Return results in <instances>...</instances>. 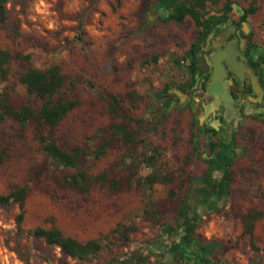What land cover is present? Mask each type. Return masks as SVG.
Returning <instances> with one entry per match:
<instances>
[{
	"label": "rangeland",
	"instance_id": "374dc122",
	"mask_svg": "<svg viewBox=\"0 0 264 264\" xmlns=\"http://www.w3.org/2000/svg\"><path fill=\"white\" fill-rule=\"evenodd\" d=\"M0 1L5 8L4 13L0 8V47L12 55H30L28 60L12 58L0 91H8L15 107L24 103L38 107L41 100L27 94L19 75L29 66L59 64L65 76L61 93L78 104L57 124L54 136L69 151L86 148L79 169L106 172L109 177L86 193L68 186L63 180L74 169L48 158L32 125L22 129L13 117L0 122V194L27 187L20 228L18 204L0 205V264H103L113 258L118 259L114 264H124L130 255L145 257L143 264H179L168 259L173 237L162 232L161 225L174 226L187 176H200L209 167L217 176L223 172L207 162L209 143L217 140L199 128L200 108L184 104L193 91L184 100L172 92L177 83L188 81L185 59L197 33L194 21L168 19L156 10V0ZM224 1L209 12H216ZM231 1L230 20H237L244 8L255 7L247 14L246 32L262 51L264 0ZM167 84L173 95L169 106L161 104ZM131 90L139 94L136 102L126 96ZM115 94L122 96L121 116L112 118L107 102ZM194 100L202 101L197 95ZM127 114L143 119L140 137L158 148V162L172 174L169 183H155L152 189L137 185L134 171L138 175L149 171L142 162L149 147L135 143L131 159L129 146L110 135L114 121L136 127ZM103 143L104 152L95 155ZM234 146L240 149L229 167L230 191L215 208L202 210L195 237L203 244L217 241L211 258L222 264H264V215L253 231L257 248L250 246L242 230L248 210L264 214L263 118L245 121ZM112 179H119L120 190L111 189ZM119 223L136 229L119 239L112 232ZM52 225L82 242L97 239L100 251L88 259L67 256L27 232Z\"/></svg>",
	"mask_w": 264,
	"mask_h": 264
},
{
	"label": "trees",
	"instance_id": "16d2710c",
	"mask_svg": "<svg viewBox=\"0 0 264 264\" xmlns=\"http://www.w3.org/2000/svg\"><path fill=\"white\" fill-rule=\"evenodd\" d=\"M222 0H156L154 6L157 11L164 14L168 19L182 22L186 17H190L197 26V33L192 41L187 56L190 59V84L195 82L196 52L200 45L208 38L209 34L218 26L226 25L229 22V12L232 10V1L225 0L216 12H209V8L217 6ZM1 12L5 8L0 1ZM253 5L244 8L241 17L244 19L249 12H253ZM264 51V45L262 47ZM28 54L22 55L12 53L0 47V81H6L10 74V62L13 57L29 59ZM19 82L24 85L27 94L41 100L38 107L30 103H24L15 107L9 100V93L6 90L0 91V122L6 118L13 117L22 129L32 125L36 132V140L40 148L48 158L64 168L74 169L63 180L68 186L80 192H89L91 187L97 182L105 183L109 180L106 172L90 173L78 168L83 157L88 153L86 148H76L69 151L61 147L55 136L54 128L62 121L66 115L77 106L78 100L62 95L65 87V76L61 67L57 63H52L41 69L29 66L19 75ZM169 85H165V93ZM126 96L131 102H136L139 94L135 90L128 91ZM122 96L115 94L107 102V110L112 118L120 115L119 107ZM171 104L170 100L164 102L165 106ZM126 118L133 121L136 127L128 126L124 121H114L110 124V135L128 145V156L134 157V144L142 142L149 147L150 153L142 158L145 166L149 168L145 175H138L134 171V178L138 186L152 189L155 183L167 184L172 180V174L168 169H164L158 162L160 152L155 146H151L144 138L140 137V125L143 122L141 117H134L127 114ZM132 146V147H131ZM210 150L207 154V162L210 166L218 165L223 168L220 175H216L209 167L202 175L197 177L187 176L185 182L188 186L184 197L181 200L174 219V226L162 224L161 229L165 234L173 237V241L168 245V259L179 264H222L220 260H213L211 255L218 245L217 241H209L203 244L195 237L196 227L202 218V210L215 208L218 203L228 195L230 191V164L233 160L231 146L229 143H210ZM103 143L95 152V155L104 152ZM3 153H0V159ZM112 190L118 191L122 188L119 179H112L109 183ZM27 195V187L22 186L0 194V205L18 204L20 212L17 214L16 222L19 228L24 219V203ZM157 214V212H156ZM263 212L258 209L248 210L243 216L242 230L247 236L252 248H257L254 242L253 231L256 222L263 217ZM136 226H125L117 224L112 230L119 239L127 238L128 232L135 230ZM28 233L40 237L48 245L59 247L62 254L88 259L96 256L101 249V244L97 239L80 241L77 238L65 235L57 226L49 228L36 226L27 231ZM124 264H143L145 257L130 255L126 257ZM118 259H110L103 264H114Z\"/></svg>",
	"mask_w": 264,
	"mask_h": 264
},
{
	"label": "flooded vegetation",
	"instance_id": "af4514ba",
	"mask_svg": "<svg viewBox=\"0 0 264 264\" xmlns=\"http://www.w3.org/2000/svg\"><path fill=\"white\" fill-rule=\"evenodd\" d=\"M241 15L242 13L237 20H230L229 18L226 25L215 28L200 45L196 52L195 82L189 86L191 78L190 59L187 57L185 65L188 81L185 80L175 85L184 93L193 91V96L186 99L184 104L189 103L200 108V116L203 122L200 123L198 120L199 128L206 135L214 137L217 143H229L233 157L240 149L234 145L241 125L256 117L264 120V51L263 49L261 51L260 47L254 43L251 33L244 31L243 28L246 31L249 30V24L246 20L247 15L244 19ZM243 22L246 25H243ZM231 23L237 25L236 33L239 37L240 56L237 57L236 62L239 65L237 73L225 64V75L222 78L225 85L223 86V83L218 81L213 86H209L207 82L210 81L213 71L209 57L214 54L216 47H221L223 42L229 40L223 36L222 31ZM198 53H202L206 68L198 65ZM215 85H217L216 88ZM196 87L198 88L195 89ZM169 88L166 89L165 93L161 92L165 96V100L161 104H164L166 100L171 102L173 99V95L168 91ZM196 95L202 101L196 102L194 100ZM216 142L211 141L210 143Z\"/></svg>",
	"mask_w": 264,
	"mask_h": 264
},
{
	"label": "water",
	"instance_id": "95a60500",
	"mask_svg": "<svg viewBox=\"0 0 264 264\" xmlns=\"http://www.w3.org/2000/svg\"><path fill=\"white\" fill-rule=\"evenodd\" d=\"M243 25H246L245 22H243ZM246 27V26H244ZM237 25L234 23L229 24L223 31L222 34L224 37L229 38L227 42H223L221 47H216L215 52L212 56L209 57L211 66L213 67L212 76L210 81L207 82V85L213 86L214 83L221 81L222 78L225 75V64L230 66L231 70L235 73H237L238 64L237 57L240 56L239 51V37L236 33ZM246 32V29L243 28ZM218 38H220L218 36ZM197 62L200 67L206 68L207 66L204 63L202 53L197 54ZM223 86L225 85L224 82ZM217 85H215V88ZM172 92H174L180 100H184L185 98H188L192 92L189 93H183L180 90L174 88L172 89Z\"/></svg>",
	"mask_w": 264,
	"mask_h": 264
}]
</instances>
